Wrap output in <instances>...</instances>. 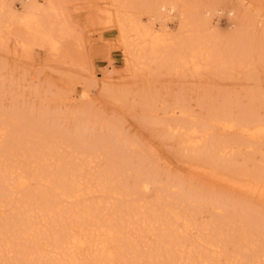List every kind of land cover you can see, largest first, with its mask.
I'll return each mask as SVG.
<instances>
[{
	"label": "bare ground",
	"instance_id": "6f19581e",
	"mask_svg": "<svg viewBox=\"0 0 264 264\" xmlns=\"http://www.w3.org/2000/svg\"><path fill=\"white\" fill-rule=\"evenodd\" d=\"M10 1L0 0L9 20L54 48L52 27L45 25L53 0L46 6L19 0L20 13ZM103 11L118 26L127 66L140 69L146 60H157L176 71L197 73L208 66L215 73V68L248 65L247 47L237 41L220 44L212 35L208 17L219 15L220 6L203 5L197 16L184 1L110 0ZM173 16L184 32L175 40L165 34ZM260 61L264 64V49ZM87 97L82 90L71 100ZM182 97L171 104L181 115L159 120L162 135L174 138L196 163L264 191V150L255 144L264 142V117L258 113L264 93L249 91L244 103L227 94L217 102L201 97L209 112L194 119L187 117L191 110ZM142 98L151 110V95ZM242 123L251 124L240 131L245 140L214 131L216 126L235 131ZM90 129L81 115L69 131L46 112L7 115L0 109V187L11 192L0 195V207H6L0 211V264H264V237L251 238L252 230L263 232L264 218L251 207L167 177L161 181L145 152L122 149L110 129L103 136ZM25 186L23 193L12 194Z\"/></svg>",
	"mask_w": 264,
	"mask_h": 264
},
{
	"label": "rangeland",
	"instance_id": "374dc122",
	"mask_svg": "<svg viewBox=\"0 0 264 264\" xmlns=\"http://www.w3.org/2000/svg\"><path fill=\"white\" fill-rule=\"evenodd\" d=\"M109 1L53 0L54 8L45 12V25L52 27L54 48L49 41L27 35L21 25L9 20V13L0 10V109L7 115L46 112L55 115L62 130L69 131L81 115L91 125V135L103 136L110 129L122 149L145 152L157 166L161 181L167 177L186 188L220 195L251 207L264 218V191L258 186L250 190L244 186L247 181L241 185L226 171H212L189 159L174 138L162 135L159 123L173 114L181 115L172 109L176 96L184 97L191 110L187 117L194 119L209 112L201 97L217 102L227 94L244 103L247 92L264 93V64L260 61L264 49V0H178L187 2L197 16L202 15L203 5L222 7L219 15L212 13L208 17L212 35L220 44L237 41L249 50L248 65H234L229 71L215 68V73L208 66L197 73L176 71L169 63L157 60H146L140 69L127 66L118 26L113 15L103 11ZM45 2L39 0L40 4ZM10 4L14 12H21L19 0H11ZM133 13L141 18L145 15L139 9ZM166 25L165 34L170 39L184 35L175 16L169 17ZM82 90L88 93L85 100H71ZM144 94L151 95V110L145 109ZM258 113L263 118L264 108ZM250 125L237 124L235 131L226 132L216 126L214 131L229 139L237 133L245 140L240 131ZM255 144L264 150V142ZM247 148L240 146L244 153ZM64 152L72 154L68 149ZM258 153L253 154L255 159ZM33 185L31 182L29 188ZM27 188L19 187L12 194L19 195ZM9 193L0 187V195ZM0 211L5 212L6 207H0ZM207 219L208 215L203 214V220ZM262 231L252 230L251 238L261 241Z\"/></svg>",
	"mask_w": 264,
	"mask_h": 264
}]
</instances>
